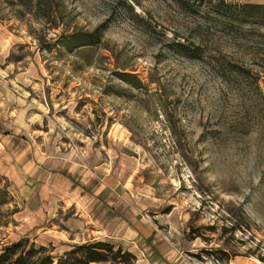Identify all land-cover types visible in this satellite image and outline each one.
<instances>
[{
    "label": "rangeland",
    "instance_id": "rangeland-1",
    "mask_svg": "<svg viewBox=\"0 0 264 264\" xmlns=\"http://www.w3.org/2000/svg\"><path fill=\"white\" fill-rule=\"evenodd\" d=\"M191 26L170 0H0L3 149L114 173L110 205L140 236L113 244L136 261L264 264L263 100L249 80L180 56ZM199 39L223 66L260 72L264 96L257 38ZM21 206L0 175V250Z\"/></svg>",
    "mask_w": 264,
    "mask_h": 264
},
{
    "label": "crops",
    "instance_id": "crops-1",
    "mask_svg": "<svg viewBox=\"0 0 264 264\" xmlns=\"http://www.w3.org/2000/svg\"><path fill=\"white\" fill-rule=\"evenodd\" d=\"M5 141L0 139V175L22 201L13 214L11 242L29 238L61 255L88 241L128 246L138 239V221H130L110 205L114 173H89L63 157H46L41 164L24 162L20 155L16 160L3 149ZM136 264L154 262L138 259Z\"/></svg>",
    "mask_w": 264,
    "mask_h": 264
},
{
    "label": "trees",
    "instance_id": "trees-1",
    "mask_svg": "<svg viewBox=\"0 0 264 264\" xmlns=\"http://www.w3.org/2000/svg\"><path fill=\"white\" fill-rule=\"evenodd\" d=\"M170 1L192 19L191 29L196 34L195 41L190 45L180 41L173 43L180 56L190 60H205L213 66H218L219 77L223 82H227L228 74L231 73L249 80L264 105V96L258 85L260 72L253 74L249 68L234 63L223 66L217 58L207 53V41L199 39L205 34L208 37V34L214 35V33L227 36L237 42L246 41L251 37L257 38L251 50L262 62L260 68L264 72V11H258L264 6L227 0ZM51 251L52 247L36 246L27 238H21L0 250V264H134L136 261L135 255L129 250L101 240L73 245L61 256H57L56 260ZM216 251L224 256H221L224 260L229 259L226 251Z\"/></svg>",
    "mask_w": 264,
    "mask_h": 264
}]
</instances>
